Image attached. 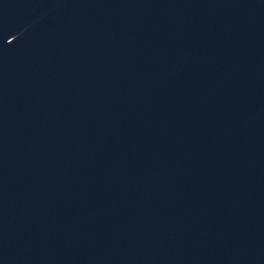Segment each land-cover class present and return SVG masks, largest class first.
Returning <instances> with one entry per match:
<instances>
[{"label": "water", "instance_id": "1", "mask_svg": "<svg viewBox=\"0 0 264 264\" xmlns=\"http://www.w3.org/2000/svg\"><path fill=\"white\" fill-rule=\"evenodd\" d=\"M0 264H264V0H0Z\"/></svg>", "mask_w": 264, "mask_h": 264}]
</instances>
